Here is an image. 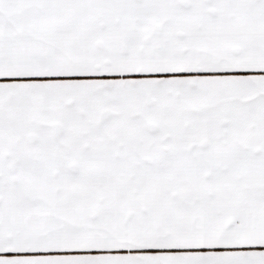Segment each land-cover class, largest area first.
I'll list each match as a JSON object with an SVG mask.
<instances>
[{"label":"snow or ice","instance_id":"obj_1","mask_svg":"<svg viewBox=\"0 0 264 264\" xmlns=\"http://www.w3.org/2000/svg\"><path fill=\"white\" fill-rule=\"evenodd\" d=\"M0 264H264V0H0Z\"/></svg>","mask_w":264,"mask_h":264}]
</instances>
